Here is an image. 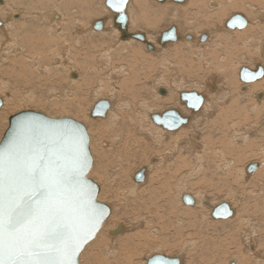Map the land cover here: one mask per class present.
I'll return each mask as SVG.
<instances>
[{"label":"bare ground","instance_id":"bare-ground-1","mask_svg":"<svg viewBox=\"0 0 264 264\" xmlns=\"http://www.w3.org/2000/svg\"><path fill=\"white\" fill-rule=\"evenodd\" d=\"M27 1L28 0L0 1V2H4V4L0 5V33H2V35L0 36V40H1L0 66H4L6 63L13 65V67L15 66V64H19L20 66L23 64L24 66L32 67L34 70L38 72L40 69H46L48 72L51 73V71H53V66H56L58 63L59 64L63 63L64 66H67L66 68H70V72H69L70 78L72 77L71 79L77 82L76 84H78L80 83V80L76 79V77L80 75H82L83 77L84 73H82L79 70L80 68L77 70V66L79 67L80 66L83 67V66L80 65L79 63H76L69 57V53L75 54L76 50L73 49L75 48V46H72L70 43L65 41L64 38L71 37L74 34L78 35V37H81L80 36L81 34L101 36L103 42L108 43L102 48L103 49L102 57L104 58L103 61L105 62L103 66L107 67L108 72L107 71H106L107 73L105 72L107 74V76L105 75L106 80H100L102 79L101 77L104 76L105 73H102L101 77H99L100 79L98 84L100 83V81L101 83H105V84L100 83L99 87L97 86L96 88L100 89L101 91H105L107 92L108 95H110L111 101L107 99L110 103V108L107 110L106 114L104 115L105 116L104 118L98 116L95 119H92L93 116L90 117V115H88L89 121L92 122V126H94L93 124L98 123L99 127L101 128L100 141H101L102 149L100 151L104 153L106 150L105 147L117 146L118 148L123 147L125 151L129 153L132 150L136 151L138 150V148L139 149L142 148L147 152L152 151L154 154L151 155H155V156L148 157L150 161H147V163L149 164L147 166L142 165L137 171H139L141 168H146L145 170L146 177H148L147 172L150 169L154 168L155 166L165 165V169H166L165 171L162 172V177L160 178L159 176L156 177L154 181L151 183V186L155 187V189L149 190L150 192L147 195L148 197L140 196L141 198L140 199L138 198L139 196H137V198L140 200L138 201L137 198L135 199V204L133 203L134 207H138L139 209V211H136L137 218H135L136 220H134L135 223H129V224L127 223L126 226L125 224L118 223L112 229H110V233H109L107 230L116 223V219L111 218L113 213V208H112L113 204L111 205L110 203H108L111 207V214L109 216V218L111 219L108 218L109 220L107 219L105 221L103 227L101 228V230L103 231L101 233L100 230L99 233H101V235L97 239V242L101 244V250L99 251V254L102 256V258L101 260H99L97 254L96 259L98 260L96 261V263H92V264H148V259L155 255L163 254L167 257H174V256H169L165 253L172 254L171 251H173L175 248L180 246L181 239L184 240V242L181 243L183 244L182 247L184 249L183 251L184 252L187 251L188 248L190 249L191 246L194 245L195 243L194 241L197 239L193 234H191L190 231L188 236H186L184 233L183 222H185L184 216L187 215H185V212L184 213L178 212V210L181 208L183 209V207H185L186 209L191 208V210H194L193 208L207 209V206L205 205H208L210 210L208 209L209 211L206 212V214H210V216L213 217L211 215L213 208L222 202H227L230 204L231 208L233 209L234 214H236L235 208L237 206L235 207L234 205H232L230 201L232 200L233 202L234 201L238 202L239 199H241L242 196H240L239 193L241 192L240 189L242 190L245 189L244 191L245 193L243 192L244 193L243 196L246 197V200L251 199L253 197L255 201H260L263 198L262 201L264 202V183L260 181L261 183H258V186H256L255 189L252 188L253 186L249 187L245 185L247 186L246 188L244 186V183L247 184L252 181L253 175L251 174L254 173L259 174L262 171V169L264 170V157L259 159H251L246 163L244 162L245 164H243V161L245 160L244 154H243L244 157H239V159H237L238 156L243 153L244 148L253 149L255 144L261 147L260 150H264V75L258 78L257 80L251 82H244L243 80H241L240 77V71L242 70L243 67H247L252 71H256L259 68V66H262L264 69V0H202L198 5L196 4V2H192L193 9L197 12L191 13L189 17L185 15H183L182 17L181 15H179L177 10L171 9L168 18L170 26H168V28H166L165 31H167L171 27H176L177 39L166 41V43L163 44L160 42V39L162 33L165 31H163L162 33L160 31L156 35L151 37L149 30L145 28L141 23H139V22H143V23L147 22L146 20L147 14L144 13L145 11L144 8L148 0H137L136 3H138L139 5V8L137 7V9L139 10L136 9L135 7L136 4L134 5L133 2L134 0H128L127 9H126L129 18L128 33L129 34L137 33V34L145 35L146 42L137 40L145 43L143 44V46H146L145 49L149 50V52L145 51L146 55L143 56H141V53L139 52L140 48L143 47L141 46L140 43L133 40L135 37L129 35L127 38H124L125 40L122 39L123 38L122 32L119 29V25H117L114 21V17L116 16V13H114L106 5V0H98L99 4H97V2L95 3L98 5V9L102 14V16L99 19H103V29L100 30L95 28V23L98 20V17L95 20L94 19L84 20L85 18L84 19L81 18V15L83 13H86L87 17H89L92 12L93 13L98 12L96 8L92 6L89 7L88 4L82 5V7L79 8L77 6L79 15L77 17L75 13H73L72 19L65 17L66 18L65 20L64 15L58 12L61 9L68 8L67 2H70L71 5L72 4L71 2L91 3L90 0H36V2L38 3L53 2L54 6H52V8H49L47 10L44 9V11L41 3L35 4L33 2L30 6L31 8H29L28 6L26 7ZM93 1L95 2V0H92V2ZM164 1L165 0L159 2L162 3ZM171 1L180 4V3H184V1L186 0L183 1L171 0ZM62 2L64 3L61 4ZM57 3H59V5ZM165 3L162 4L155 3V4L159 7H162V5H165ZM245 5L249 6L250 9L255 13V18L259 24L257 30L252 29L251 25L248 24L249 23L248 16L245 15L244 16L247 19V25L244 28L228 27L230 31L237 32L239 38L235 40L229 38V35L232 33L229 34L228 30L226 33H224V35H220L217 34L219 33L218 32L219 29L216 26H212L208 30L209 31L208 33H204L202 31L203 29L200 28V24L198 23V21L204 20L208 25L209 22H211L212 24H218L219 22L221 23L219 19L221 20V18L225 15L226 12L227 14H229L228 12L230 11L229 9H237V10L243 9V6ZM146 6H148V3ZM171 6L173 5L171 4ZM56 7L58 9H56ZM140 10H141V14L140 13L139 14L141 16L137 13L138 11L140 12ZM15 12L17 13L19 12L22 16L19 19H15L13 15ZM146 12L148 13L147 10ZM191 15H195V16L191 17ZM141 19L146 21L144 22ZM228 19H226V22ZM148 20H150V18ZM184 21H186L189 25L184 26L183 25ZM83 23L87 24L86 30H82ZM20 24L22 25V27H24V30H22L21 33L19 30L21 29ZM148 24L150 23L148 22ZM65 25L72 28L73 31L69 32V28H68V32H63ZM133 26L136 27V28L134 27L136 30H132ZM180 28L185 32H181ZM33 32H35V34L31 35ZM203 35H207V38L203 39ZM230 41L232 42L230 43ZM147 42H149L153 46L152 47L153 49L149 48ZM184 44L190 45L191 49L193 48V50L195 47L197 56L200 60V65L202 67L200 66V68H198L199 67L198 65L197 66L198 71L196 70V72H193L194 70L192 71L191 69L195 65L192 66L191 69H188L190 66L189 65L187 68L188 74H186L187 76H185L184 74H181L179 70L176 72L173 71V67L175 65L178 66L176 64L177 61L175 60L167 61L168 59L165 60L164 66L166 68L162 65L161 66L163 68L160 67L162 68V72L163 73L165 72V77L160 70L162 75H160L161 73L159 74L157 86L155 88H153L152 86L153 94L152 96L150 95L151 97L155 98V101L153 104L150 103L149 102L150 93L147 90L148 88L147 85L145 86V84L143 85L141 84L142 85L141 90L139 91L138 89L140 82L143 83L142 82L143 79L142 80L140 79V76H142L140 74L144 72L143 65L145 64L142 62V66L137 67L139 65L137 61L140 60V57L143 58L141 60H145L146 58L149 60H154L157 57L159 58V55L160 56L161 54L163 55L165 49L167 50V47L169 45H173L179 48ZM124 47H128L132 49V52L128 53V51L127 52L123 51V53H119L121 50L124 49ZM207 50L208 51L210 50V52L204 54V52H206ZM46 51H48L49 54L46 53ZM116 53L120 54L119 56L120 60L117 61L118 63L121 62L122 64L118 65V63L117 64L114 63V57L116 58V56L114 55ZM41 54H47V56L44 57L45 55L43 56ZM128 54L129 57L132 58L133 63H135L134 65H130L131 66L130 69L128 66H125L123 59L125 58L123 56L124 55L127 56ZM41 56H43L44 59ZM87 58L88 57L86 56L82 62L83 64H85L86 69L88 66L90 67V68L88 67V69H94V70L98 69L99 66L95 64L92 66L91 64L87 66V63L89 62ZM162 60H163V56H162ZM192 60L193 59H191V61ZM42 61H45L43 63L46 64L41 63ZM12 62H14V64H12ZM154 69L153 70L151 69L150 71L152 72L154 71ZM230 69L236 76L231 78L229 77ZM15 70H17L16 67ZM75 71H78V73L77 72L75 73ZM166 73L169 74L166 75ZM199 73L203 74V76L199 77L198 76ZM7 75H9V73ZM168 76L170 77L168 78ZM238 78L242 82H239ZM94 79L98 80V75H96ZM145 80H149V77L148 79L146 78ZM85 81L87 80L85 79ZM94 81L95 80H93L91 84L95 83ZM87 83H86L87 85H91L90 82ZM196 83L200 87H202L201 85L203 83H204L203 85L206 86L205 91H201L200 93L198 92L200 95L203 96V104L197 111L188 108L186 102L181 100V94L183 92L190 90L196 91L194 88V84ZM0 84L2 85L0 86V89L3 87L5 88L4 81H1ZM119 84L121 86L120 92L117 93L116 87ZM172 89H174L173 91L176 93L170 92V90ZM4 90L6 91V89H2L1 91ZM136 91H137L136 93L137 95H135L134 93ZM131 93L133 94V96L130 98L132 100V103L128 106L127 103H124L125 102L124 97L125 95L128 96ZM177 93H179V95H177ZM176 99H179V101L177 102ZM209 99L211 100L213 99L212 101L215 100L213 102L215 103L214 106L212 104H209L208 102ZM102 100L96 102L100 103ZM96 102L95 104H93L94 107L97 104ZM8 103H9L8 101L5 102L6 107L8 106ZM167 103L173 106L176 105V107L181 108L182 110H179L177 108L176 109L179 110L183 116L188 117V122L182 124L180 127L175 129H168L162 126L161 124L156 123L154 121L155 114L162 115L166 110L172 109L165 107ZM184 104L187 108L186 110L188 113L185 111L184 113L182 112L184 110L183 109ZM159 106L160 109H156ZM94 107H91L92 110ZM214 107H216V111H215L216 113H214L215 115H213V117L215 116V118H213L215 119V121L214 122L212 121V126L211 125L209 127L207 126L206 129L205 126L202 128L201 127L202 119L200 118L204 114H206V116L212 119L211 115L209 114L213 113L212 110L215 109ZM54 118H61V117H54ZM84 124L86 125L88 132L90 134L91 151L94 159L93 167L89 173V177H91L90 176L91 172L94 169V166L97 161V159L95 158V150H94L96 141H95V136L90 132V128H89L90 126H88L86 123ZM95 126L98 127L97 125ZM185 126H187L186 130H185L186 128ZM108 129H111L113 130V132H115V135L112 137L110 141H107L105 139L109 137V135L106 133ZM199 130L200 133L201 131L202 133H206L207 131L210 134V135L202 134L204 135L203 137L204 139L202 140V142L198 139V135L200 136ZM158 149H160V151H158ZM96 155L98 156V154ZM105 159H107V157ZM211 161H214V164H212ZM170 162L174 164V167L172 169L170 167L172 164H170L169 167L167 166L169 165ZM253 163H257L258 166L253 172H249L247 169L248 165ZM185 168H188L187 171H184ZM205 172L207 173L211 172L209 180H206L205 176L203 175L202 179L200 177L202 183L201 184L197 183L198 184L197 187H195L193 183L189 181L190 178L192 177H195L194 180L195 179L197 180L196 177L200 175V173L205 174ZM108 173L111 174V171L109 170ZM146 177L145 180L148 179V178L146 179ZM212 179L213 180L216 179L215 182L216 181H218V183L224 182V184L228 185L229 187L228 193L231 194L232 192L233 195H231L230 197L229 196L226 197L227 200H224L225 199L224 198L223 199L224 201L222 200V202L220 203H218L219 201H217L216 203V199H215V203H213L214 201L212 200H214L213 198H215L216 196L208 200L206 199V196L202 195L203 193L200 192L201 196L198 197L197 192L201 191L202 189L206 190L204 187H207V184L210 183ZM187 180L189 182H187ZM134 182L135 183L131 185L132 187L126 190L125 193L128 194L137 193L136 190L141 186L140 184H143V182H137L136 180H134ZM213 184L214 182L212 183V185ZM186 185L190 189H188ZM151 186L149 185V187ZM242 186L243 188H241ZM146 187H148V185ZM219 187L220 186H218V190L216 191L223 192L224 189L221 187L220 189ZM175 188H176V193H178V197H179L177 200H175L174 198L175 193L172 194ZM192 189L198 190L197 192L195 191L196 195L193 192L191 193L193 194L192 196L194 198V204H186L183 201V195L189 194L190 192L188 193V190H192ZM204 190H202V192ZM212 190H214V188ZM169 193H171V195H169ZM224 193L226 194V190ZM222 195L223 194H221V196ZM224 196L225 195H223V197ZM98 199L100 201H103L100 197V194L98 196ZM119 199L121 200V198ZM176 203L177 205L178 203L183 205L179 206L180 208L179 207L176 208L175 205ZM246 203L247 202H245V204ZM255 205H256L255 208L253 206L254 209L252 213L255 214L254 217L256 219L254 220L252 217H248V215H246V217L242 215L240 217L241 224L238 227L240 229L238 235L240 236V238L243 239V242H245L247 245L245 249L247 255H249V257H253L254 260L262 259L264 261V248L262 250L261 248L263 246H260L259 244L260 242L259 234L263 233V231L259 233V230L261 231V229H263L262 226L264 225L262 224L261 226L260 224L261 222L262 223L264 222V218L261 219V217L264 215L263 214L264 206L260 207V205L258 206V203H255ZM125 208L127 207L125 206ZM171 208H173L175 211L172 212ZM250 209L252 210V208ZM171 214H175V215L171 216ZM172 217L175 218L176 224L179 226V231L176 233V236L173 235L174 236L173 241H175L179 245H176V243H172L173 245L171 246V244H169V241L167 240H169L172 237L171 232L173 231H171V227H168V221ZM133 219L131 221H133ZM187 219L189 225L194 224V226H196L195 222H197V220L193 222V218L192 220H189V218ZM125 227L126 228L128 227V229H132L134 227L135 229L138 230L135 234L133 233L120 237L123 239L118 238L120 234L118 236H111L112 234L115 235L120 233L125 229ZM200 230H202V228H200ZM99 233L97 234L96 238L98 237ZM108 233L110 235H107ZM182 233H184L186 237L182 238L183 237L181 236ZM201 233L202 232H200V234ZM201 237L202 235L200 236V238ZM262 237L264 238L263 235ZM200 238L198 240H200ZM210 241H207L205 243H208ZM88 244L86 245V247L88 246ZM203 246L204 244H202V247ZM145 248L146 249L151 248V250L153 249L155 250L154 253L152 252V255H150L147 259L145 258L146 260L144 261V263L143 262L140 263L141 259H139V254H141L145 250ZM157 248H159V250L157 251H161V252H156ZM209 248L208 247L205 248L203 252L208 253ZM162 251H168V252H162ZM83 252L81 253L80 259L82 257ZM240 252L243 251L240 250ZM184 254L185 253H183L182 255ZM213 254L214 253H212L213 256L212 259H216L215 257L217 254L215 255ZM116 255L117 256L121 255V257L118 258ZM182 255L180 253V255H177L175 257H179L181 259L183 258ZM233 255L231 257L230 263L235 262L236 264H246L245 259L247 258H243V257L236 258ZM213 264H217V259L216 262L215 261L213 262ZM255 264H259V263H255Z\"/></svg>","mask_w":264,"mask_h":264},{"label":"rangeland","instance_id":"rangeland-1","mask_svg":"<svg viewBox=\"0 0 264 264\" xmlns=\"http://www.w3.org/2000/svg\"><path fill=\"white\" fill-rule=\"evenodd\" d=\"M0 1H2V0H0ZM90 1H91V3L90 2H71L72 3L71 5H70V2H67L68 8L61 9L58 12L64 15V19L65 20H66V18L72 19L73 13H75V15L77 17L79 15L77 6L79 8V7H82V5H87L88 4L89 7L92 6V7L96 8L98 12L97 13L96 12H94V13L90 12L91 14H90L89 17H87L86 13H83L81 15V18L82 19L85 18L84 20H93V19L95 20L98 17V20H99V18L102 16L101 12L98 9V5H97V4H99V2H98V0H95V2L94 1L92 2V0H90ZM201 1L202 0H186V1H184V3H180L179 4V3H175V2H173L171 0H167V1L165 0L162 3H165V2H167V3H165V5H162V7H159L155 3L162 4L161 2H159L157 0H153V1L152 0H148L147 1L148 6H146L147 5V3H146L145 8H144V10H145L144 13L147 14V17H146L147 22L146 23L139 22V23H141L145 28H147L149 30V33H150L151 37H153L158 32H160V31L163 32V31H165L166 28H168V26H170L168 18H169V13H170L171 9L177 10L179 15H181L182 17H183V15L189 17L191 13L197 12V11H195L193 9L192 2H196V4L198 5ZM33 2L35 4L38 3V2H36V0H28L27 3H26V7L28 6L29 8H31L30 6H31V4ZM96 2H97V4H95ZM133 2H134V5L136 4L135 5L136 9H137V7L139 8L138 3H136L137 0H134ZM170 2H172V3H170ZM39 3H41L43 11H44V9L47 10L49 8H52V6H54L53 2H39ZM63 3L64 2H62L61 4H63ZM2 4H4V2H0V5H2ZM57 4L59 5V3H57ZM171 4L173 6H171ZM176 4H178V5H176ZM167 5H168V7H167ZM59 7H61V6H59ZM56 9H58V8L56 7ZM243 9H238V10L237 9H229L230 10V11H228L229 14H227V12H226L225 15L221 18V20L219 19V21H221V23L219 22L218 24H212L211 22H209V25H208L204 20H200V21H198V23L200 24V28L203 29L202 31L204 33H208L209 32L208 30L212 26H216L219 29V31H218L219 33H217V34L224 35V33H226L227 30H228L229 34L232 33V34L229 35V38L232 39V40L233 39L235 40V39L239 38L238 35H237V32L230 31L228 29V27L226 26V19H228L230 16H232V15H234L236 13H240V14H243L245 16H248V19H249V23L248 24H250L252 29H254V30H257L258 25H259L258 21L255 18L254 11H252L250 9V7L247 6V5L243 6ZM137 10H139V9H137ZM146 10L148 11V13L146 12ZM151 10H152V12H151ZM155 11H156V13H155ZM153 12H154V14H153ZM137 13L141 14V10H140V12L138 11ZM13 15H14L15 19H19L22 16L19 12L18 13L15 12ZM193 16H195V15H191V17H193ZM148 17L150 18V20H148L149 19ZM141 20H143V19H141ZM146 20H143V21L145 22ZM148 22L151 25L148 24ZM183 25L184 26H188L189 24L186 21H184ZM217 25H219V26H217ZM20 26L19 27L21 29H19V30H20V33H21L22 30H24V27H22L21 24H20ZM86 27H87V24L83 23L82 24V30H86ZM134 27L135 26H133L132 30H136L135 29L136 27L135 28ZM68 28H69V32L73 31L72 28H70L67 25H65L64 29H63V32H68ZM180 30H181V28H180ZM181 32H185V31L181 30ZM34 34H35V32H33L31 35H34ZM1 35H2V33H0V36ZM86 35L87 34H81L80 35L81 37H78V35L74 34L71 37L64 38L65 41L70 43L72 46H75V48H73V49L76 50L75 54L69 53V57L73 61H75L76 63H79L80 65L83 66V67L77 66V70L80 68L79 70L82 73H84L83 77H82V75L76 77V79L80 80V83H78V84H76L77 82H75L74 80L71 79L72 77L70 78V74H69L70 68H66L67 66H64L63 63H60V64L58 63L56 66H53V71H51V73L48 72L46 69H40L39 72H38V71L34 70L32 67L24 66L23 64H22L23 66L22 65L20 66L19 64H15V66L13 67V65L6 63L4 66H0V83H1V81H4V83H5V88L3 87V88L0 89V98L3 101L2 106L0 108V140H1L4 132L6 131L8 125H9L10 116L15 114V113H17V112H19V111H22V110H37V111L44 112L45 114H47L49 116H52V117H74V118H76L78 120H81L82 122L86 123L88 126H90L89 127L90 128V132L95 136V141L96 142H95L94 150H95V158L97 159L96 164L94 166V169L92 170L90 176L95 181H97V183L99 182L98 184L101 187V192H100L101 199L104 202L106 201L105 203H107V204L108 203H110L111 205L113 204L112 205L113 206L112 207L113 208V213H112V217L111 218L116 219V223L114 225H112L107 230L110 233V229H112L118 223L119 224H125V226H126L127 223L128 224L129 223H135L134 220H136L135 218H137L136 217L137 216V212L136 211H139L138 207H134L135 199L137 198V196H139L138 198H140V196L145 197L150 192L149 190H151V189L154 190L155 187L151 186V183L154 181V179L156 177H158V176H159V178L162 177V172L165 171L166 169H165V165L164 166L163 165L162 166H160V165L159 166H155L154 168L150 169L147 172V176L148 177H146V179L147 178L148 179L143 181L144 185L140 184L141 186L136 190L137 193H135V194L125 193V191L128 190L129 188H131L132 187L131 185L133 183H135L134 182V173L142 165L143 166L144 165L147 166L149 164V163H147V161H150L148 157L155 156V155H151V154H154L152 151H150V152L148 151L147 152V151H145L142 148H141L142 150L138 148V150H136V151L132 150L130 152L128 151L129 153H127V151H125V149L123 147L122 148H118L117 146L105 147L106 150H105L104 153H102V151H100L102 149V145H101V141H100V139H101L100 138L101 137L100 136L101 128L99 127L98 123L93 124L94 126H92V122L89 121L88 115H90V117H92V115H91L92 108L91 107H94L93 104H95L96 101L98 102L99 100H102V99H105V100L108 99L109 101H111L110 95H108L107 92L101 91L100 89L96 88L97 86L99 87V84L101 83V81H100V83L98 84L99 79H100L99 77H101L102 73H105L107 71V67L103 66L105 62L103 61L104 58L102 57V50H103L102 48L105 45H107L108 43L107 42L104 43L101 36H94V35H89V34L87 36ZM134 40L137 41V39H134ZM152 40H154V39H152ZM137 42L140 43L141 46L143 47V48H140V51H139L141 53V56L146 55L145 51L149 52V50H146L145 49L146 46H143V44H145V43L140 42V41H137ZM231 42L232 41H230V43ZM0 43H1V40H0ZM169 43H171V42H169ZM99 50H101V51H99ZM123 51H125V52L128 51V53H131L132 49H130L128 47H124V49L121 50L119 53H123ZM195 52H196L195 47H194V50H193V48L191 49V46L187 45V44H184V45H182L179 48L176 47V46H173V45H169L167 47V50L165 49V52L163 53V55L161 54V56L159 55V58L157 57L158 59L156 58L154 60H149V59L146 58L145 60H141L143 58L140 57V60L137 61V63H139V65L137 67L142 66V62L145 65H143L144 72L140 74V75H142V76H140V79L141 80L143 79L142 80L143 83L140 82V85L138 87L139 91L141 90V87H142L143 84H145V86L147 85V87H148L147 90L150 93V94L148 93L149 97H150L149 102L153 104L154 101H155V98L151 97L152 94H153V88H155L157 86V81H158L159 74L162 72V68H163L162 66L165 65L164 61L167 60V59H168L167 61H169V60L177 61L176 64L178 66L175 65L173 67V71L176 72V71L179 70L181 72V74H184L185 76H187L186 74H188L187 73L188 69H191L192 66L195 65L194 67H196V68L192 67L191 70L192 71L194 70L193 72H196L198 65H199L198 68H200V66H201L200 65V60H199V58L197 56V52L196 53ZM207 52H210V50L209 51L207 50L206 52H204V54L207 53ZM43 53H45V52H43ZM46 53L49 54L48 51H46ZM189 53H190V55H189ZM41 55H43V56L45 55L44 57L47 56V54H41ZM212 55H211V58H212ZM43 56H41V57L44 59ZM86 56L88 57L87 60H89V62L87 63V66L90 65V64H91V66L95 64V65L99 66L98 69H95V70L94 69H88L89 66L86 69L85 64L82 63L83 59ZM114 56H116V58L114 57V63L117 64L118 61L120 60V57H119L120 54L116 53ZM162 56H163V60H162ZM123 57H125V58H123L125 66H128L129 69H130L131 68L130 65H134L135 63H133V60H132L131 57H129V54L127 56L124 55ZM164 57H165V59H164ZM191 59H193V60L191 61ZM161 60H162V62H161ZM43 62H45V61H42L41 63H43ZM160 62H161V64H160ZM12 64H14V62H12ZM43 64H46V63H43ZM119 64H122V63L120 62V63H118V65ZM191 64H193V65H191ZM188 66H189V68H188ZM15 67H16L17 70H15ZM104 67H105V69H104ZM160 67H162V68H160ZM29 68H31V69H29ZM101 68L104 69V70H102ZM7 69H8L9 72L7 71ZM151 69L152 70L154 69V71L151 72L150 71ZM160 70H161V72H160ZM182 70L184 72H186V73H184ZM76 72L78 73V71H75V73ZM8 73H9V75H7ZM12 73L15 75V77H14V75ZM106 73L104 74V76L101 77L102 79H100V80H106V78H105L107 76ZM162 73L160 75H162ZM163 74H164V77H165V72ZM168 74L166 73V75H168ZM91 75H93V76L94 75L95 76L98 75V80L94 79L95 76L93 77ZM71 76H72V73H71ZM198 76L202 77L203 74L199 73ZM234 76H236V75L230 69L229 77L231 78V77H234ZM26 77H27V79H26ZM148 77H149V80H145L146 78L148 79ZM169 77L170 76H168V78ZM84 78L87 81H85ZM92 78H93V80H95L94 81L95 83L97 81L96 84L95 83L91 84L92 81H93ZM8 80H9V82H8ZM238 80H239V82H242L239 78H238ZM87 82H90L91 85H87L88 84ZM101 84H105V83H101ZM203 84L201 85L202 87L198 86L197 83L194 84L195 90L197 92H199V93L201 91H205L206 90V86L203 85ZM0 86H2V85L0 84ZM152 86H153V88H152ZM87 87H88V89H87ZM117 87H119V88H117ZM117 87H116V89H117L116 92L119 93L120 92V87H121L120 84ZM149 87H150V90H149ZM2 89H6V91L5 90L1 91ZM224 89H223V91H224ZM173 90L174 89L170 90V92L176 93ZM188 90H190V89H188ZM134 93H135V95H137L136 94L137 91L134 92ZM177 95H179V93H177ZM132 96H133V94L131 93L128 96L125 95V97H124V101H125L124 103H127L128 106L132 103V100L130 99ZM212 100L209 99L208 102H209V104H212L214 106L215 103H213V102L215 100L214 101H212ZM7 101L9 103H8V106L6 107L5 106V102H7ZM176 101L178 102L179 99H176ZM169 105L170 104L167 103L165 105V107L166 108H174L175 107L174 109L177 108L179 110H182L181 108L176 107V105L175 106H173V105L169 106ZM4 107H6V108H4ZM214 108L215 109H213V110L211 109L213 111V113L209 114V115H211L212 119H210L208 116H206V114H204L200 118V119H202V121H201V127L202 128L205 126V129H206L207 126L208 127L210 125L212 126V121L213 122L215 121V119H213V118H215V116L213 117V115H215L214 113H216L215 112L216 111V107H214ZM156 109H160V106L157 107ZM183 109H184L182 111L183 113H184V111L187 112V110H186L187 108H186L185 104L183 106ZM100 117L104 118L105 116H100ZM204 117H206V118H204ZM95 118L96 117H92V119H95ZM203 122H204V124H203ZM95 125H97L98 127H96ZM185 127H186L185 130H186L187 126H185ZM106 133L109 135V137L105 138L107 141H110L112 139V137L115 135V132H113V130H111V129H108ZM199 134H200V136L198 135V139L202 142V140L204 139L203 138L204 135L205 134L206 135L209 134V132L206 131V133H202V131H201V133H200V130H199ZM202 134H204V135H202ZM260 148L261 147H259L257 144H255L253 149L244 148L243 149V153L241 155H239L237 159H239V157H244V155H245V160L243 161V164H245L247 161H249L251 159L262 158V157H264V150H260ZM158 151H160V149H158ZM96 154H98V156ZM105 154H106V156H105ZM106 157H107V159H105ZM211 163L214 164V161H211ZM170 164H172L173 166L172 165L170 166ZM167 166L168 167L170 166L171 169H172L174 167V164L172 162H170L169 165H167ZM108 167H110V168H108ZM159 167L161 168V170H160ZM187 169L188 168H185L184 171H187ZM107 170H108V172L110 170L111 174H109L107 172ZM211 171H212V169H211ZM113 174H114V176H113ZM210 174H211V172H209V173L205 172V174L200 173V175H198L196 177L197 178V180L195 179L196 181L194 180L195 177L190 178L189 181L191 183H193V185L195 187H197L198 184L202 183L201 179H202L203 175L205 176L206 180H209ZM254 174H251V175H253L252 176V181L250 183H247V184L244 183V186L245 185H247L249 187L253 186L252 188L255 189V187L258 186V183H261V182L264 183V178H263L264 170L263 169H262V171L259 174H255V175ZM200 177H201V179H200ZM150 178H151V180H150ZM215 180L212 179L211 182L207 184V187L203 186L206 189V190L202 189V190H204L203 192H202V190L197 192L198 190H196V189L193 190L192 189V190H188V193L190 192L189 194H191L193 192L195 194V191H196L198 193L197 196L200 197L201 196L200 192H201V193H203L202 195L206 196V199H208V200L210 198L216 196L215 198H213L214 200H212V201H214L213 203H215V199H216V203H217V201H219L218 203H220V202H222V200L224 198H225L224 200H227L226 197H228V196L230 197L231 195H233L232 192H231V194L228 193V189H229L228 185L224 184V182L223 183L222 182L218 183V181L215 182ZM189 181L187 180V182H189ZM197 181H199V182H197ZM213 182H214L215 186H214V184L212 185ZM254 183H255V185H254ZM147 185H148V187H146ZM149 185L151 187H149ZM203 185H205V184H203ZM218 186H220L221 188L224 189L223 192H217L216 191V190H218ZM247 186H245V188ZM186 187H188V186L186 185ZM144 188H146V189H144ZM213 188H214V190H212ZM215 188H217V189H215ZM241 188H243V186ZM188 189H190V188L188 187ZM225 190H226V194L224 193ZM240 190H241V192H239L240 196H242L243 198L241 197V199H239V201H238L239 203L237 201H234V202L232 200L230 201L232 203V205H234L235 207L237 206L238 208L237 207L235 208L236 214L232 215L228 219H215V218L211 217L210 214H206V212H208L210 209H209L208 205H205V204L204 205L207 206V209L193 208L194 210H191V208H187L186 209L185 207H183V209L182 208L179 209L178 212H183V213L185 212V215H187V216H184L185 217V222H183L184 223L183 224V229H184L185 235L188 236L189 235V231H190L191 234H193L196 237L197 240L200 238L201 235H202V237L198 241L195 240L194 241L195 242L194 245H192L190 249L188 248V250L185 251V252L183 251L184 249L182 248L183 244H181L182 242H184V240L181 239L180 246L175 248L173 251H171L172 254H169V253H165V254H167L169 256H177V255H180V253H181V255L183 253H185L184 255H182L183 258H181V264H186V263H188V264H204V263L205 264H213L214 261L216 262V259H217V264H229L230 260H231V257H232V255L234 253H236V254H234L233 256H235L236 258H239V257L247 258V259H245L246 260L245 261L246 264H251V263L252 264L253 263L254 264L255 263L264 264V261L262 259L254 260L253 257H249V255H247V252L245 250L247 245H246L245 242H243V239L240 238V236L238 235L239 232H240V229L238 227L241 224L240 223L241 222L240 221V217L242 215L244 217H246V215H248V217H252L255 220L256 219L254 217L255 214L252 213L253 209L256 206L255 203H258V206L260 205V207L264 206V202L262 201L263 198L260 201H255L253 199V197L251 199H247L246 200V197L243 196V194L245 193L244 192L245 189L244 190L240 189ZM186 191H187V188H186ZM174 193H175L174 198H175V200H177L179 197H178V193H176V188L173 190L172 194H174ZM221 194H223L225 196L223 197V195L221 196ZM169 195H171V193H169ZM191 195H193V194H191ZM119 198H121V200ZM114 199H115V201H114ZM140 199H138V201ZM218 199H220V200H218ZM119 200H120V202H119ZM243 202H244V205H243ZM245 202H247V203L245 204ZM253 203H254V205H253ZM175 205H176V208H178L179 206H182L183 204L181 205V204L178 203V205H177V203H176ZM242 205H243V207H242ZM125 206L127 208H125ZM253 206H254V208H253ZM260 207H258V208H260ZM250 208H252V210ZM171 209H172V212L175 211L173 208H171ZM200 210H201L202 214H204L205 216L201 214ZM258 214H259V212H258ZM174 215L175 214H171V216H174ZM249 215H251V216H249ZM131 217H132V219L134 218L133 221H131L132 220ZM201 217H202V219H201ZM256 217H257V215H256ZM111 218H109V219H111ZM187 218H189V220H192V218H193V222L195 220H197V222H195L196 226H194V224H190L189 225V222H187V220H188ZM263 218H264V215L261 217V219H263ZM173 220L175 221V218L172 217L168 221V227H171V231H173V232L170 231L172 237L169 240L166 239L167 241H169V244H171V246L173 245L172 243H176L175 241H173V237L176 236V233L179 231V226L176 224V221L174 222ZM202 221H204V222H202ZM260 224L262 226V224H264V222L263 223L261 222ZM200 228H202V230H200ZM262 228L263 229H261V231L259 230V233H261L263 231V233L259 234V239H260L259 240L260 241L259 244H260V246H263L261 248L263 250V248H264V238L262 237V235L264 236V225L262 226ZM127 229H128V227L127 228L125 227V229L123 231H121L120 233L115 234V235L112 234L111 236H118L120 234L119 237H118V238H120V237H123L125 235H129V234H133V233L135 234L137 232V230H138V229H135L134 227L132 229H128V230ZM195 229H197V230H195ZM102 231L103 230H101V233H102ZM122 232H123L124 235L122 234ZM200 232H202V233L200 234ZM101 233H99L98 237L94 241H92L91 243L88 244V246L86 247V249L84 250V252L82 254V257L80 259V264H92V263H96V261L98 259L101 260L102 256L99 254V251L101 250V244H99L97 242V239L100 237ZM109 233L107 235H110ZM184 233H182V235H181V236H183L182 238L186 237L184 235ZM120 239H123V238H120ZM210 239H211V241H210ZM207 241H210V242L205 243ZM96 242H97V244H96ZM202 244H204L203 247H202ZM236 244H238V245L240 244L242 246L239 245L240 246L239 247ZM176 245H179V244L176 243ZM207 247L208 248L210 247L209 250H208V253L207 252L204 253L203 250L205 248H207ZM154 250L155 249L151 250V248H147V249L145 248V250L142 252L143 254L142 253L139 254V259H141L140 263H142V262L144 263V261L150 255H152V252L154 253ZM157 250H159V248L156 249V252H161V251H157ZM240 250H242L243 252L245 251V252L244 253L240 252ZM237 251H239V252H237ZM162 252H168V251H162ZM212 253H214L213 255H215V254L218 255V256L216 255V257H215L216 259H212L213 258ZM97 254H98V259H96V255ZM237 254H238V256H237ZM117 255H118V253H117ZM117 257L120 258L121 255H119ZM187 260H188V262H187ZM211 261H213V262H211Z\"/></svg>","mask_w":264,"mask_h":264},{"label":"snow or ice","instance_id":"snow-or-ice-1","mask_svg":"<svg viewBox=\"0 0 264 264\" xmlns=\"http://www.w3.org/2000/svg\"><path fill=\"white\" fill-rule=\"evenodd\" d=\"M108 4L123 21L127 0ZM237 20L243 26L241 17L232 26ZM242 71L248 79V69ZM196 101L193 108L201 97ZM87 144L86 133L70 122L17 120L0 146V264H79L83 245L104 216L85 179ZM150 264L174 262L158 256Z\"/></svg>","mask_w":264,"mask_h":264},{"label":"water","instance_id":"water-1","mask_svg":"<svg viewBox=\"0 0 264 264\" xmlns=\"http://www.w3.org/2000/svg\"><path fill=\"white\" fill-rule=\"evenodd\" d=\"M159 1H163V0H159ZM174 1H183V0H174ZM127 4H128V0H127ZM127 4L124 6V8H125V12H124L125 19L123 21H121L119 19V15L108 4V0H106V5L114 13H116V16L114 17V21H115V23L117 25H119V29L122 32V37L123 38H127L130 35V36L135 37V38H137V39H139V40H141L143 42H146V37H145L144 34H137V33L129 34L128 33V22H129L128 20H129V18H128V15H127V12H126ZM236 17H241L242 18V20L244 21L243 26L240 25V21H238V20L236 21V25L232 26V21L235 20ZM246 25H247L246 17L243 14H239V13L232 15L226 22V26L229 27V28H244ZM95 28L98 29V30L103 29V19L97 20V22L95 24ZM176 32H177L176 31V27L169 28L167 31L162 33L160 42L163 44V43H166V41H169V40H176L177 39V33ZM165 37H168V39H165ZM205 38H207V35H203V39H205ZM147 43L149 45V48L153 49L152 48L153 46L149 42H147ZM243 69H248L249 74H250L248 79L244 78L243 71H242ZM261 69H263L262 66H259V68L256 71H252V70H250L247 67H243L242 70L240 71L241 80H243L244 82H251V81L257 80L258 78L263 76V75L259 74ZM252 74H255V75H252ZM197 96L201 97V102H199V106L198 107L193 108L191 105L193 103H197V101H196V97ZM186 97H187V99H186ZM181 100L186 102V105H187L188 108H191V109H193L195 111L199 110V108L203 104V96L200 95L196 91L183 92L181 94ZM2 103H3V101L0 98V108L2 106ZM109 108H110L109 101L102 100L100 103L96 104V106L93 108L91 114H92L93 117L104 116ZM173 114H175V115L173 116ZM22 117H34L35 119H37L39 121H48V122H56V123L70 122V123L76 125L77 127H79L81 130H83L86 133L87 141H88L87 151H88L90 163H89L88 169H86V172H85V179H86V181L89 184L94 186L96 203H97L98 206H100V207H102L104 209V216L100 220V222L97 224L96 231L94 232V234L83 245L82 250H81V253H82L84 251L86 245L96 238L97 234L100 232L101 228L103 227V224L105 223V221L109 218V216L111 214L110 205L105 203V202H103V201H100L98 199V196H99V194L101 192L100 185L93 178L89 177V173H90V171H91V169L93 167L94 159H93V154H92V151H91V139H90V134L88 132V129H87L86 125L82 121H80V120H78V119H76L74 117L54 118V117H51V116H49V115H47V114H45L44 112H41V111H37V110H22V111L17 112V113H15V114L10 116L9 125H8L3 137L0 140V146H2L4 143L7 142V139L9 137V135L11 134L12 129L15 127V125L17 123V120L22 118ZM173 120H175V125L176 126L170 127L169 125L173 122ZM154 121L156 123H158V124H161L162 126L168 128V129H175V128L180 127L182 124L187 123L188 122V117L183 116L179 110L172 108V109L166 110L162 115L155 114L154 115ZM257 166H258L257 163H253V164L248 165L247 169H248L249 172H253L257 168ZM145 170H146V168H141L139 171H137L135 173V175H134V180H136L137 182H143L145 180V177H146V171ZM183 201L186 204H194V198L190 194L183 195ZM217 211L220 212L219 216H217L215 214ZM228 213H231V214L229 215ZM233 214H234V211L231 208L230 204L227 203V202H222V203L216 205L213 208L211 215L214 218H216V219H225V218L231 217ZM81 253L78 256L79 263H80ZM158 256H162V257H164V258H166L168 260H171V261L174 262V264H181V259L179 257H175V256L174 257H167V256H165L163 254L152 256L151 258L148 259V264H150V261L152 260V258L158 257ZM230 264H236V263L235 262H231Z\"/></svg>","mask_w":264,"mask_h":264},{"label":"crops","instance_id":"crops-1","mask_svg":"<svg viewBox=\"0 0 264 264\" xmlns=\"http://www.w3.org/2000/svg\"><path fill=\"white\" fill-rule=\"evenodd\" d=\"M161 33H162V32H161ZM160 36H161V34H160ZM160 36H159V37H160ZM122 39L125 40L124 38H122ZM134 39H136V38H134ZM134 39H133V40H134ZM137 40H139V39H137Z\"/></svg>","mask_w":264,"mask_h":264}]
</instances>
